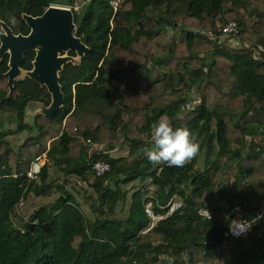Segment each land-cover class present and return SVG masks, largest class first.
Here are the masks:
<instances>
[{"label":"trees","instance_id":"obj_1","mask_svg":"<svg viewBox=\"0 0 264 264\" xmlns=\"http://www.w3.org/2000/svg\"><path fill=\"white\" fill-rule=\"evenodd\" d=\"M112 1L0 0V33L6 24L28 36L24 16L66 5L88 49L59 73L64 103L53 116L34 115L52 106L47 88L28 76L11 90L10 56L0 60V264H264V220L239 239L223 236L235 205L248 202L250 214L264 212V0H124L117 11ZM233 21L247 47L193 32ZM169 28L180 42L164 35ZM35 57L27 53L21 70L30 73ZM3 115L11 116L15 132ZM161 116L173 128L188 127L199 144L182 167L145 155ZM17 134H26L19 146L11 141ZM100 147L104 152L96 153ZM44 154L59 174L52 177L46 163L38 181L30 180L26 171ZM100 160L111 170L96 177L92 166ZM71 177L92 189V219L66 189ZM148 180L156 187V214H165L175 197L182 205L145 232L151 222L145 192L135 187ZM53 191L52 203L28 220L21 215L22 199ZM200 208L212 219L201 217Z\"/></svg>","mask_w":264,"mask_h":264},{"label":"water","instance_id":"obj_2","mask_svg":"<svg viewBox=\"0 0 264 264\" xmlns=\"http://www.w3.org/2000/svg\"><path fill=\"white\" fill-rule=\"evenodd\" d=\"M24 20L31 29L28 36L15 35L6 24H2L0 60L6 54L10 56L7 77L12 90L14 81L20 77L26 54L30 51L36 52L34 69L29 77L45 86L51 94L52 106L50 109L42 110V114L53 116L64 103L59 73L66 64L73 62L68 58H62L61 53L74 51L82 58L88 49L74 34V15L71 8L52 5L41 17L24 16ZM64 201L65 198L61 196L59 202Z\"/></svg>","mask_w":264,"mask_h":264},{"label":"built area","instance_id":"obj_3","mask_svg":"<svg viewBox=\"0 0 264 264\" xmlns=\"http://www.w3.org/2000/svg\"><path fill=\"white\" fill-rule=\"evenodd\" d=\"M123 1L124 0H113L111 2L112 8L115 11H117L118 7L120 6L121 2H123ZM65 7H67V6H65ZM68 8H71V7H68ZM75 10L78 11L79 8L75 7ZM216 31L217 32L219 31V33H216ZM216 31L213 30V31L205 32V31H196L195 30L193 32L198 33L201 36L209 37L211 40L216 41L218 44L225 45V46H228L230 48L240 49L242 47H247L246 43L241 42L240 35H239L240 26H239L238 22H236V21L230 22L229 24L225 25L222 29H219ZM240 45H241V47H240ZM44 157H45V155H43V157L38 158L33 163L31 169L26 171V175L28 176V178L30 180H37L38 181V177H39L43 167L45 166V162L43 161ZM110 170H111L110 165L105 160L97 161L92 166V171L96 177H101V176L107 174L108 172H110ZM150 184H151V182H150ZM146 188H147L148 193L145 194V197H144V207H145V212H146L147 216L150 218L151 222H150V225L145 232H149L153 228H155L160 221H163V220L167 219L168 217H170L182 205V203L179 199H177L175 197L168 203L167 206H165L163 208L164 210L167 211L165 214H156L154 212V197H155L156 191L150 187H147V186H146ZM24 204H25V199H22L20 204L18 205V210L20 207L22 208L24 206ZM248 206H249L248 202H244L242 205H240V204L235 205L233 207L232 211L227 213V219L230 220V225H229V228L223 232V236L225 238H227L229 240H235V239H239L240 237L244 236V235H234L233 232L230 230V228L236 226L235 221L253 218V217L257 216L258 213H264L263 211H256L253 214H250L247 210ZM198 214L207 220L212 219V215H211L210 211L207 209L200 208L198 211ZM25 219L27 220V218H25ZM255 227H256V225H254L246 234L253 233V230L255 229Z\"/></svg>","mask_w":264,"mask_h":264},{"label":"rangeland","instance_id":"obj_4","mask_svg":"<svg viewBox=\"0 0 264 264\" xmlns=\"http://www.w3.org/2000/svg\"><path fill=\"white\" fill-rule=\"evenodd\" d=\"M80 5V4H78ZM61 7H64L66 5H58ZM68 7V6H67ZM154 23V22H153ZM152 25V22L150 23ZM220 24L218 22H213L212 24V29L214 31L219 30ZM3 32V30H2ZM192 32V30H191ZM169 40L173 41V42H180L181 41V36L179 35V32L177 29L174 28H169L165 34H164ZM239 46V45H238ZM241 47V45H240ZM62 58H68L71 61H79L80 58L77 57H72L69 55V52H63L60 55ZM186 70L189 73H194L196 70V67L194 66L193 63H188L186 65ZM158 71H154L152 74H154V76L156 77ZM30 73L21 70L20 73V79H25L26 77L29 76ZM157 87H152L151 89H156ZM160 89V88H159ZM159 91V90H158ZM197 98V93H193L191 95V101L194 102V100H196ZM42 114V109H37L36 111H34V115H39ZM3 122H4V126L7 130L16 131V125L14 123V121H12L11 116L10 115H3ZM26 139V134H17L11 137V141L13 143V145L15 146H19L20 144H22L24 142V140ZM90 152L92 153L95 148L90 147ZM95 152V151H94ZM104 152V147H100V151H96V153H103ZM77 153H79L78 148H76L75 146L72 147V151L71 154L72 156L76 155ZM114 155V153H112V156ZM120 156H124L123 154H119ZM43 159V158H42ZM46 160V161H45ZM44 162L48 163L49 167L48 169L50 170V172L52 173V177L56 178L57 175L59 174L57 172V169L52 165L51 162H49L46 158L43 159ZM202 163V162H201ZM46 165V164H45ZM71 180H69L68 182H66V189L68 190L69 193H71L73 196H76V199H79L80 202V208L82 210V212L84 213V215L88 218V219H92L93 218V213L90 210V205L92 203L91 198L93 196V191L92 189L89 187V184L80 181L76 178H70ZM64 182V179L61 181ZM151 182V180H148L146 183L144 184H138V186H136V189H141L143 188V191L145 192V194H147V188H145L147 186V184H149ZM127 190H129L130 195L133 193V189L129 186L128 188H126ZM132 189V190H131ZM156 189V188H155ZM58 194L57 192L53 191L51 195L49 196H42V197H38L35 196L33 194H30L29 197L27 196L25 198V204L24 206L21 208H19V212L21 213V215L23 217H26L27 220L29 219V217L36 211L38 210L40 207L43 206H47L50 203H52L56 198H57ZM145 197V196H144ZM118 218L123 217L122 214H118L117 215ZM164 263V261H163Z\"/></svg>","mask_w":264,"mask_h":264},{"label":"clouds","instance_id":"obj_5","mask_svg":"<svg viewBox=\"0 0 264 264\" xmlns=\"http://www.w3.org/2000/svg\"><path fill=\"white\" fill-rule=\"evenodd\" d=\"M151 134L154 146L146 149L145 155L154 163L164 161L170 166L182 167L199 150V144L191 130L188 127L173 128L167 116H161L152 124ZM261 220H264V213L235 221L236 226L230 230L234 235H245Z\"/></svg>","mask_w":264,"mask_h":264},{"label":"crops","instance_id":"obj_6","mask_svg":"<svg viewBox=\"0 0 264 264\" xmlns=\"http://www.w3.org/2000/svg\"><path fill=\"white\" fill-rule=\"evenodd\" d=\"M120 154H121V153H120ZM44 155H45L44 158H46V154H44ZM42 157H43V156H42ZM46 159H47V158H46ZM45 161H46V160H45ZM45 164H46V162H45ZM92 172H93V171H92ZM93 174H94V173H93ZM60 182H61V181H59V183H60ZM147 187H150V188H152V189H154V190L156 191V189H155L156 187H155L154 185L150 184V183L147 184ZM145 188H146V187H145ZM150 188H149V189H150ZM28 197H29V196H28ZM79 201H80V200H79ZM80 202H81V201H80ZM24 218H26V217H24Z\"/></svg>","mask_w":264,"mask_h":264}]
</instances>
